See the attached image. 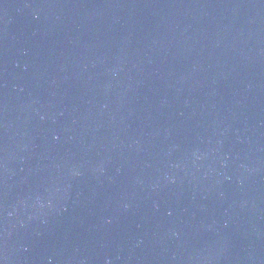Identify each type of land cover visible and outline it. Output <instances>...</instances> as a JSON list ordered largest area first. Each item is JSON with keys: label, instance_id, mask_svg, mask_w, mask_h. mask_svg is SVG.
<instances>
[{"label": "water", "instance_id": "95a60500", "mask_svg": "<svg viewBox=\"0 0 264 264\" xmlns=\"http://www.w3.org/2000/svg\"><path fill=\"white\" fill-rule=\"evenodd\" d=\"M0 264H264V0H0Z\"/></svg>", "mask_w": 264, "mask_h": 264}]
</instances>
